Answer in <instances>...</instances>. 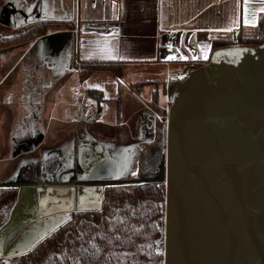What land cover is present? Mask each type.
I'll return each instance as SVG.
<instances>
[{
  "label": "crops",
  "instance_id": "obj_1",
  "mask_svg": "<svg viewBox=\"0 0 264 264\" xmlns=\"http://www.w3.org/2000/svg\"><path fill=\"white\" fill-rule=\"evenodd\" d=\"M262 9V0H249L247 5L244 0H1V37H18L41 23L60 26L33 42L16 40L13 46L0 49L1 55H7L2 65H9L0 75V179H8L12 172L7 167L14 166L20 181L17 185L6 182L0 189L19 191L49 174L56 176L58 160L65 157L57 150L60 144H72L82 160L95 150L96 139L87 133L100 128L88 117L104 112L109 113L106 117L120 118L129 109L123 104L125 79L112 65H119L131 78L138 75L126 84L137 98L150 95L146 101L154 114L155 88L147 83L159 81L160 92L162 85L168 87L171 80L180 78L187 66L207 62L215 42L236 40L235 31L240 33L238 38L253 36L264 17ZM100 63L108 65L95 66ZM159 70L164 80L157 79ZM167 96L160 94L159 101L166 102ZM110 124L121 135L118 121ZM41 128L48 138L33 136ZM133 129L135 136L130 138L116 135L99 142L133 150L144 142L145 128ZM45 141L52 146L44 145ZM33 143L41 147L30 152ZM136 169L134 165L130 174ZM82 170L87 173V168Z\"/></svg>",
  "mask_w": 264,
  "mask_h": 264
},
{
  "label": "water",
  "instance_id": "obj_2",
  "mask_svg": "<svg viewBox=\"0 0 264 264\" xmlns=\"http://www.w3.org/2000/svg\"><path fill=\"white\" fill-rule=\"evenodd\" d=\"M169 105L162 174L142 181L165 183L164 264H264V41L187 66Z\"/></svg>",
  "mask_w": 264,
  "mask_h": 264
},
{
  "label": "trees",
  "instance_id": "obj_3",
  "mask_svg": "<svg viewBox=\"0 0 264 264\" xmlns=\"http://www.w3.org/2000/svg\"><path fill=\"white\" fill-rule=\"evenodd\" d=\"M1 3V0H0ZM60 25H33L18 37L0 38V49L13 46L16 40L33 42ZM264 41V17L260 19L256 35L217 41L214 50L233 44H259ZM97 64L95 66H107ZM112 65V64H110ZM120 74L121 68L112 65ZM119 70V71H117ZM85 73L82 74V77ZM180 78L170 81L164 93H170ZM160 84L150 82L147 84ZM156 88L151 96L152 108L158 112L155 137L145 144L138 161L136 179L159 178L165 165L167 109L160 105ZM18 190L0 189V228L5 225L16 205ZM166 190L164 182H150L131 186L113 185L105 188L100 211H85L49 235L33 251L15 264H164L162 247ZM0 264H3L0 262Z\"/></svg>",
  "mask_w": 264,
  "mask_h": 264
},
{
  "label": "rangeland",
  "instance_id": "obj_4",
  "mask_svg": "<svg viewBox=\"0 0 264 264\" xmlns=\"http://www.w3.org/2000/svg\"><path fill=\"white\" fill-rule=\"evenodd\" d=\"M255 35L256 33L250 37H243V39L252 38ZM6 56L7 55L0 54V75L4 74L6 68L9 66L2 65ZM159 71L161 74L159 73L157 79L164 80L165 76L161 70ZM119 73L120 77L123 76V79L126 80L123 81V104L129 108L127 109L128 112H123L120 118H114L112 116L106 117L109 113L106 114L104 112H97L92 117H88V121L96 125L97 128H100L99 132L94 131L91 134L90 132L87 133V136L97 140H94L95 150H90L89 152L91 155L88 154V156H85L82 160L74 154L72 144H60L57 150L62 152L65 157L58 160L59 168L57 175L54 176L53 174H49L35 184L18 186V206L15 207V213L9 219L10 221L8 224L0 230V252L6 253V258H9V255L10 257H12V255L17 256L33 250L45 238L65 225L76 212L99 210L102 204L104 183L120 181L126 178L128 182L130 181L131 183L136 179L137 172L130 174L134 167V161L131 160L133 157V150L131 148L124 149L120 144L115 145L114 143L99 142L102 137L113 138L116 135H120L110 124V121L114 120H117L122 127L120 135L122 139L135 136L132 134L131 128L137 131V129L142 126L145 128V132L143 136L141 135V138H150L153 135L152 117H154L155 113L151 114L150 107L146 101L150 95L148 96V94L145 93L144 96L137 98L127 84L134 81V77L135 80H137L139 78L138 75H132L131 78L128 73L126 76L125 71ZM154 85H152V89L159 88V85ZM159 93H164L163 85ZM169 94L170 93H168V100L166 102L160 101V105L165 107L167 112L170 106ZM99 118H103L101 119L103 123L98 121ZM16 120L25 123V119L23 118H17ZM14 126H17V124ZM8 127L9 126H7V128ZM42 131L43 129L41 128L38 135L34 130L33 136H40V138L43 139L48 138ZM13 138L14 137H12V140ZM49 142L50 141L44 143V145L49 146ZM52 144L53 143L50 142L51 146ZM38 146H40V143H33V149L30 152L35 150ZM17 151L18 150L13 147V154H16ZM41 152L43 155L45 154V151ZM91 156H93V158H91ZM45 159L46 162L51 161L47 158ZM41 160H43V158ZM23 161L28 160L23 158ZM19 162H21V160ZM7 168L8 172L10 171L12 173H8V175L10 174L8 179H0V185L6 182L14 185L19 184L20 181L18 176H16V172H14L15 167L11 166ZM85 168H87V173L82 174V169ZM135 168H137L136 165ZM0 177L3 178L1 175ZM126 186H131V184H127ZM8 260L10 261L5 264H11L15 261H11V259Z\"/></svg>",
  "mask_w": 264,
  "mask_h": 264
},
{
  "label": "flooded vegetation",
  "instance_id": "obj_5",
  "mask_svg": "<svg viewBox=\"0 0 264 264\" xmlns=\"http://www.w3.org/2000/svg\"><path fill=\"white\" fill-rule=\"evenodd\" d=\"M154 117H152V128H153V135L150 137V138H145L144 139V142L142 143V144H140V146H136L134 149H133V157H132V159L131 160H133L134 161V165H137V170H138V161H139V156H140V154H141V151L143 150V148H145V144H147V143H149V142H151L153 139H154V137H155V121H156V118H157V116H158V112L156 111V110H154ZM136 178V177H135ZM156 179V178H155ZM147 180H153V179H147ZM147 180H139V179H135V180H133V182H131L130 183V181L128 182V179L126 178V179H123V180H120V181H115V182H106L105 184H103L104 185V190H103V196H104V191H105V188L106 187H108V186H113V185H127V184H131V185H135V184H145V183H142V181H147ZM147 183H150V182H147ZM166 190V189H165ZM103 196H102V204H101V207H100V209L99 210H87V211H100L101 210V208H102V205H103ZM18 197V196H17ZM17 200H18V198H17ZM16 207V206H15ZM15 207H14V209H13V211H12V213H11V216H10V218L14 215V213H15ZM81 212H85V211H81ZM76 213H79V212H76ZM75 213V214H76ZM9 218V219H10ZM73 218V217H72ZM72 218H70L69 219V221L72 219ZM8 219V221H7V223L5 224V225H3L1 228H0V230L4 227V226H6L7 224H8V222L10 221ZM68 221V222H69ZM67 222V223H68ZM46 239V238H45ZM44 239V240H45ZM38 246V245H37ZM36 246V247H37ZM35 247V248H36ZM34 248V249H35ZM33 249V250H34ZM33 250H31V251H33ZM31 251H29V252H26V253H22V254H19V255H17V256H15V255H12V257H10V255H9V258H6L5 256H7V254L6 253H4V252H0V262H2L3 264H5L6 262H8V261H10V260H8V259H11V261H14L13 263H11V264H15L19 259H21L23 256H26L28 253H30Z\"/></svg>",
  "mask_w": 264,
  "mask_h": 264
},
{
  "label": "snow or ice",
  "instance_id": "obj_6",
  "mask_svg": "<svg viewBox=\"0 0 264 264\" xmlns=\"http://www.w3.org/2000/svg\"><path fill=\"white\" fill-rule=\"evenodd\" d=\"M262 2H264V0H262ZM245 5H247L249 3V0H244ZM262 11H264V9H262ZM247 12L248 9L245 8V17H244V23L247 25L250 23L248 16H247ZM176 57H170V59H175ZM184 57H181V59H183ZM204 58H207L206 56Z\"/></svg>",
  "mask_w": 264,
  "mask_h": 264
},
{
  "label": "built area",
  "instance_id": "obj_7",
  "mask_svg": "<svg viewBox=\"0 0 264 264\" xmlns=\"http://www.w3.org/2000/svg\"><path fill=\"white\" fill-rule=\"evenodd\" d=\"M239 31H235L234 33H233V36L235 37V38H238L239 37Z\"/></svg>",
  "mask_w": 264,
  "mask_h": 264
}]
</instances>
